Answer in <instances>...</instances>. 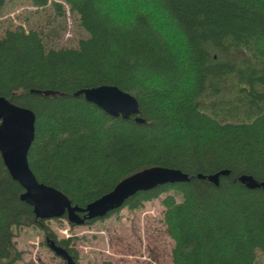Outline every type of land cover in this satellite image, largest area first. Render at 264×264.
Instances as JSON below:
<instances>
[{"label":"trees","instance_id":"obj_1","mask_svg":"<svg viewBox=\"0 0 264 264\" xmlns=\"http://www.w3.org/2000/svg\"><path fill=\"white\" fill-rule=\"evenodd\" d=\"M61 1L84 32L75 46H46L42 31L19 25L0 35V96L34 114L26 159L35 179L83 207L141 170L179 169L187 181L138 191L122 206L162 196L172 264H256L264 189L237 177L264 181V0ZM29 2L66 12L57 1ZM97 85L133 95L138 113L111 117L72 96ZM220 170L217 184L206 178ZM21 192L0 158V264L21 259L14 237L25 226L77 263L69 239H56Z\"/></svg>","mask_w":264,"mask_h":264},{"label":"rangeland","instance_id":"obj_2","mask_svg":"<svg viewBox=\"0 0 264 264\" xmlns=\"http://www.w3.org/2000/svg\"><path fill=\"white\" fill-rule=\"evenodd\" d=\"M50 1L60 2L66 11L61 0H48V3ZM123 1L104 0L103 4L107 8L119 6ZM6 25H19L25 31L39 29L46 46L52 47L75 46L76 41L84 36L67 11L58 15L49 4L36 8L29 0L5 1L0 8V35ZM160 25L163 27L166 23ZM163 31L174 35L168 28ZM178 43L176 40L177 46ZM161 198L145 201L137 208L122 206L90 224L70 225L65 217L44 219V223L56 239H69L78 264H100L103 261L111 264H172L173 241L165 231ZM64 229L68 231L67 237L62 234ZM43 232L32 226L17 231L14 241L21 251V259L14 264H63L43 244ZM256 264H264L263 253H257Z\"/></svg>","mask_w":264,"mask_h":264},{"label":"water","instance_id":"obj_3","mask_svg":"<svg viewBox=\"0 0 264 264\" xmlns=\"http://www.w3.org/2000/svg\"><path fill=\"white\" fill-rule=\"evenodd\" d=\"M29 92L53 94L49 90L30 89ZM79 95L85 102L92 103L111 117L128 119L138 113L135 97L115 85L82 87L72 92V96ZM33 124L34 114L30 109L0 96V158L10 177L22 188L20 200L32 208V213L37 218L65 217L67 222L80 225L85 220L104 217L108 212L121 207L127 198L138 191L188 180L187 175L179 169L151 167L121 179L109 192L83 207L72 205L60 191L38 182L28 167L26 154L33 138ZM225 174L227 170H220L207 175L206 178L217 184L218 176ZM237 180L246 188L264 189V181L257 182L250 175H239ZM47 248L59 257L63 264H77L53 241L47 243Z\"/></svg>","mask_w":264,"mask_h":264},{"label":"built area","instance_id":"obj_4","mask_svg":"<svg viewBox=\"0 0 264 264\" xmlns=\"http://www.w3.org/2000/svg\"><path fill=\"white\" fill-rule=\"evenodd\" d=\"M67 232H68L67 229L62 230V234H64L65 237L68 236V233Z\"/></svg>","mask_w":264,"mask_h":264}]
</instances>
